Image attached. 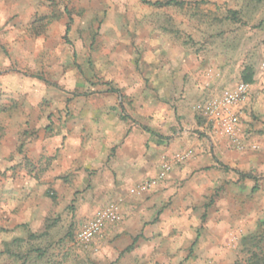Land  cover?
Listing matches in <instances>:
<instances>
[{
  "label": "clouds",
  "instance_id": "clouds-1",
  "mask_svg": "<svg viewBox=\"0 0 264 264\" xmlns=\"http://www.w3.org/2000/svg\"><path fill=\"white\" fill-rule=\"evenodd\" d=\"M0 264H264V0H0Z\"/></svg>",
  "mask_w": 264,
  "mask_h": 264
}]
</instances>
